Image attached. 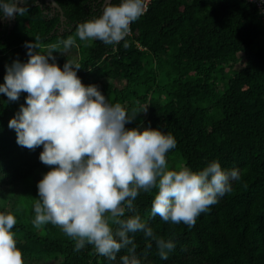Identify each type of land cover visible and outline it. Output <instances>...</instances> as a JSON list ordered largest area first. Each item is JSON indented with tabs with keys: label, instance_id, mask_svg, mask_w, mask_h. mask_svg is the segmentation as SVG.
Returning a JSON list of instances; mask_svg holds the SVG:
<instances>
[{
	"label": "trees",
	"instance_id": "1",
	"mask_svg": "<svg viewBox=\"0 0 264 264\" xmlns=\"http://www.w3.org/2000/svg\"><path fill=\"white\" fill-rule=\"evenodd\" d=\"M62 11L27 6L12 27L0 18V83L6 66L27 62L26 42L38 37L39 49L63 66L80 65L82 84L97 85L109 103H120L135 117L128 129L159 127L176 147L167 155L170 169L193 170L217 160L236 168L232 191L201 213L193 226L150 216L155 189L141 191L136 211L158 238H171L167 260L143 232L130 233L141 264H264V20L246 0H149L146 11L130 24L115 45L80 41L77 25L99 16L103 0H56ZM119 3V0H111ZM49 10V11H47ZM68 36L74 45L62 51ZM126 42V46H125ZM51 62V61H50ZM28 94L15 101L0 93V211L16 216L15 233L24 264H121L74 240L59 226L32 225L37 183L50 170L39 159L43 146L29 149L16 142L9 120L26 106ZM130 215V213H125ZM149 244L151 245L149 247Z\"/></svg>",
	"mask_w": 264,
	"mask_h": 264
},
{
	"label": "clouds",
	"instance_id": "2",
	"mask_svg": "<svg viewBox=\"0 0 264 264\" xmlns=\"http://www.w3.org/2000/svg\"><path fill=\"white\" fill-rule=\"evenodd\" d=\"M148 2L103 0L101 14L78 24L76 37L119 44ZM27 4L28 0H0V18L23 15ZM38 39L26 42L27 62L6 66L0 83V93L10 100H17L21 92L28 94L26 106L21 105L8 122L17 144L29 149L42 145L40 161L54 166L37 183L32 225L36 229L49 223L59 226L74 240V251L90 244L109 260L126 249L121 264H141L129 235L140 231L155 241L158 255L167 260L175 243L156 237L141 218L134 205L139 193L156 190L150 216L191 227L201 213L232 191L231 181L240 179L239 170L222 168L217 160L199 170L187 165L170 169L166 155L176 147L170 132L150 126L126 128L137 113L109 103L97 85L82 84L78 63L66 59L59 66L53 56L56 45L47 53L34 52L40 48ZM61 43L66 52L75 39L68 36ZM16 223L13 212L0 211V264H24L12 231Z\"/></svg>",
	"mask_w": 264,
	"mask_h": 264
},
{
	"label": "flooded vegetation",
	"instance_id": "3",
	"mask_svg": "<svg viewBox=\"0 0 264 264\" xmlns=\"http://www.w3.org/2000/svg\"><path fill=\"white\" fill-rule=\"evenodd\" d=\"M27 6H38L41 9H44L47 6L48 9L51 10L52 12H54L55 10L58 9L49 0H37V2H34V0H28ZM49 10H47V11H49ZM1 20H2L1 21L2 23H5V24L7 23L9 25V27H12L13 23L15 22L14 21L15 18H12V19L2 18Z\"/></svg>",
	"mask_w": 264,
	"mask_h": 264
},
{
	"label": "built area",
	"instance_id": "4",
	"mask_svg": "<svg viewBox=\"0 0 264 264\" xmlns=\"http://www.w3.org/2000/svg\"><path fill=\"white\" fill-rule=\"evenodd\" d=\"M248 3L256 6V8L260 11V14L264 20V0H246Z\"/></svg>",
	"mask_w": 264,
	"mask_h": 264
},
{
	"label": "water",
	"instance_id": "5",
	"mask_svg": "<svg viewBox=\"0 0 264 264\" xmlns=\"http://www.w3.org/2000/svg\"><path fill=\"white\" fill-rule=\"evenodd\" d=\"M56 8H58L60 11H62L60 5L56 2V0H49ZM146 2V0H145Z\"/></svg>",
	"mask_w": 264,
	"mask_h": 264
},
{
	"label": "rangeland",
	"instance_id": "6",
	"mask_svg": "<svg viewBox=\"0 0 264 264\" xmlns=\"http://www.w3.org/2000/svg\"><path fill=\"white\" fill-rule=\"evenodd\" d=\"M50 264H52V261H50Z\"/></svg>",
	"mask_w": 264,
	"mask_h": 264
}]
</instances>
